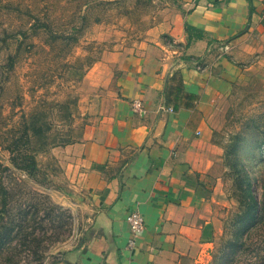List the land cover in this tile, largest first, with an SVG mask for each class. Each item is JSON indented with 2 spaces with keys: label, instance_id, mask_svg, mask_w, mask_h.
<instances>
[{
  "label": "rangeland",
  "instance_id": "obj_1",
  "mask_svg": "<svg viewBox=\"0 0 264 264\" xmlns=\"http://www.w3.org/2000/svg\"><path fill=\"white\" fill-rule=\"evenodd\" d=\"M162 8L159 0H0V264H56L89 236L95 211L86 165L70 144L37 152L32 173L13 166L5 144L26 121L49 142H79L99 116L101 98L110 97L113 52L137 49ZM262 22L227 53L230 87L209 114L221 152L212 172L221 233L205 264L242 217L239 180L250 182L259 212L246 223L242 244L216 264H264ZM234 142L235 169L224 156Z\"/></svg>",
  "mask_w": 264,
  "mask_h": 264
},
{
  "label": "crops",
  "instance_id": "obj_2",
  "mask_svg": "<svg viewBox=\"0 0 264 264\" xmlns=\"http://www.w3.org/2000/svg\"><path fill=\"white\" fill-rule=\"evenodd\" d=\"M159 1L162 16L139 47L113 52L99 116L79 142L66 144L86 165L95 215L89 236L56 264H205L221 233L212 187L221 152L209 114L230 87L227 53L263 26L264 0ZM173 74L196 96L194 107L183 97L178 107L167 101ZM135 99L144 112L133 111ZM131 210L144 219L132 250Z\"/></svg>",
  "mask_w": 264,
  "mask_h": 264
},
{
  "label": "trees",
  "instance_id": "obj_3",
  "mask_svg": "<svg viewBox=\"0 0 264 264\" xmlns=\"http://www.w3.org/2000/svg\"><path fill=\"white\" fill-rule=\"evenodd\" d=\"M187 30H191L192 28L187 25ZM178 79V82H177ZM185 99L183 102L184 107L192 108L194 107V100L196 96L189 93H184L182 89V84L180 79L176 77V74H173L171 77V85L168 88L167 93V101H171L174 107H178L181 101V98ZM182 103V102H181ZM33 138L37 139V142H33ZM72 142V139L68 136L65 138H61L59 141L49 142L48 139L44 136L43 132L40 133V128L34 127L29 122H25L20 134H12L5 144V148L9 152L10 161L16 168L24 170L26 172L32 173L37 169V162L35 159V154L45 147L49 146H57V145H65ZM237 145L236 143H232L229 146L225 147L224 156L228 165L233 163L231 168L235 169L236 153ZM232 157V158H231ZM239 179V176H236ZM241 180L237 184V201L239 203L240 211L242 212V217L238 218V221L233 223L232 232L229 238H225L223 244L220 249L217 250L218 257L212 252V264L217 263V258L220 256H224L228 253V250L235 249L239 247V244H242V240H240L245 230L247 229L246 223L249 220L253 221L257 212H259L260 201L255 198L253 195L250 182L247 180L244 183V186L241 184ZM245 223V226L243 224Z\"/></svg>",
  "mask_w": 264,
  "mask_h": 264
},
{
  "label": "built area",
  "instance_id": "obj_4",
  "mask_svg": "<svg viewBox=\"0 0 264 264\" xmlns=\"http://www.w3.org/2000/svg\"><path fill=\"white\" fill-rule=\"evenodd\" d=\"M262 19L264 20V9L262 12ZM132 108H133V111L137 113L144 112V107L142 105V102L138 99H135L132 101ZM125 219L129 226V233H130L129 239L127 242V247L132 250L135 245L136 237L144 229V219H143L142 214L137 210L129 211ZM195 264H204V262L201 259L196 258Z\"/></svg>",
  "mask_w": 264,
  "mask_h": 264
}]
</instances>
